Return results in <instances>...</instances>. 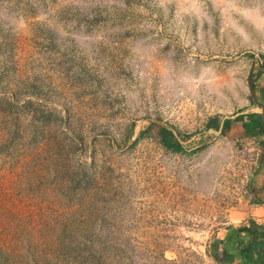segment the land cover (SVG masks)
Instances as JSON below:
<instances>
[{"label":"rangeland","instance_id":"rangeland-1","mask_svg":"<svg viewBox=\"0 0 264 264\" xmlns=\"http://www.w3.org/2000/svg\"><path fill=\"white\" fill-rule=\"evenodd\" d=\"M263 62L264 0H0V264H260Z\"/></svg>","mask_w":264,"mask_h":264},{"label":"trees","instance_id":"trees-1","mask_svg":"<svg viewBox=\"0 0 264 264\" xmlns=\"http://www.w3.org/2000/svg\"><path fill=\"white\" fill-rule=\"evenodd\" d=\"M262 66L264 67V62L262 63ZM263 71H261L260 73H262ZM249 117V122L244 120V114H240L238 116V120L243 122V126L245 127V129L247 130V132H251L254 134H260L263 129H264V122H263V113H257V112H252L247 114ZM220 127V119L215 116L209 119V121L206 123V128H214V129H218ZM160 137H161V142L164 146H166L167 148L175 151V152H182L183 149V145L180 142V140L177 138L176 134L165 128V127H161L160 128ZM7 136V137H6ZM6 136L0 134V153L5 152V150H8L9 148L13 147L12 143H16V139L13 140L12 137H8L7 133ZM8 152V151H7ZM58 160V159H57ZM58 162V161H56ZM260 227L254 220H251V229H256ZM229 230H233L232 227L229 228ZM249 233H251V231H249ZM258 236H256L253 241L256 242ZM221 241L218 239L214 246L215 249L219 246V243ZM249 257H248V263H254V261H256V258L254 257V247L255 244L251 245V243H249ZM4 244H1L0 246H3ZM225 258L224 261L226 262H230L233 259V255L231 253H228L225 251ZM213 256L219 260V253L216 249V251L213 253ZM263 260L260 262V264H264V258H262Z\"/></svg>","mask_w":264,"mask_h":264},{"label":"crops","instance_id":"crops-1","mask_svg":"<svg viewBox=\"0 0 264 264\" xmlns=\"http://www.w3.org/2000/svg\"><path fill=\"white\" fill-rule=\"evenodd\" d=\"M252 112L260 113L258 111L246 112L244 114V120L245 121L249 122V117H248L247 114L252 113ZM238 116L239 115L237 114V116L234 118V124H235V128L239 132V134L241 136H243L244 138H246V139L258 140L260 145H261V148L264 150V129H263V131L260 134H254V133H251V132H247V130L243 126V122L238 120ZM263 122H264V116H263ZM222 124H223V122L221 123V127H222ZM209 129H213V128H209ZM218 130H220V128H218ZM259 178H260L261 184L263 186V190H264V173L260 174ZM260 215L263 216L262 219L264 220V214H260Z\"/></svg>","mask_w":264,"mask_h":264}]
</instances>
